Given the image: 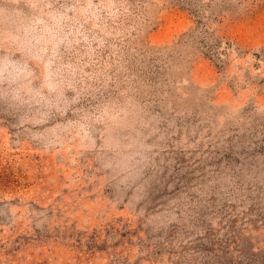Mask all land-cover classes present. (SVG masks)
<instances>
[{"label": "rangeland", "instance_id": "obj_1", "mask_svg": "<svg viewBox=\"0 0 264 264\" xmlns=\"http://www.w3.org/2000/svg\"><path fill=\"white\" fill-rule=\"evenodd\" d=\"M239 2L199 25L174 0H129L103 97L41 125L0 99V264H264V0ZM102 98L139 110L112 133L137 142L120 156L69 126Z\"/></svg>", "mask_w": 264, "mask_h": 264}, {"label": "clouds", "instance_id": "obj_2", "mask_svg": "<svg viewBox=\"0 0 264 264\" xmlns=\"http://www.w3.org/2000/svg\"><path fill=\"white\" fill-rule=\"evenodd\" d=\"M132 16L129 0H0V51L4 53L0 55V99L17 102V107L26 105L32 114L25 113L24 122L41 125L53 109L66 116L85 94L103 97L112 81L109 72L119 60L110 63L102 59V52L117 56L118 44L135 31L128 23ZM67 92L74 95L69 98ZM138 118L139 110L130 99L102 98L92 110H81L69 126L89 140L102 129L101 149L120 156L137 142L121 145L113 141L112 133L134 129ZM139 122L147 127L143 120ZM58 127L37 135H55ZM139 147L144 148L142 141ZM121 163L116 167L121 168Z\"/></svg>", "mask_w": 264, "mask_h": 264}, {"label": "trees", "instance_id": "obj_3", "mask_svg": "<svg viewBox=\"0 0 264 264\" xmlns=\"http://www.w3.org/2000/svg\"><path fill=\"white\" fill-rule=\"evenodd\" d=\"M177 2L178 5L183 6L187 9H189L196 17L197 23L203 24L201 18H209L212 14V16L216 17V13L214 10V7H219V11L223 12L228 9L235 8L240 3L239 0H174ZM217 3V4H216ZM203 25H201V29H199L197 32L201 30V36L198 40H196V46L198 51H200L203 55L208 56L212 60L214 59V56H212L211 49H214L216 51L217 45L220 42L219 38H209L207 37L204 32L207 31L205 28H202ZM199 28V26L197 27ZM212 32V31H211ZM192 35V31L189 33V36ZM188 40V39H187ZM186 40V41H187ZM184 41V42H186ZM181 42V41H179ZM182 42V43H184ZM259 55V53H258ZM245 109V108H244ZM256 124L260 125L261 129L260 131L264 133V120L258 121ZM264 146V144H263ZM256 149H259L257 147Z\"/></svg>", "mask_w": 264, "mask_h": 264}]
</instances>
